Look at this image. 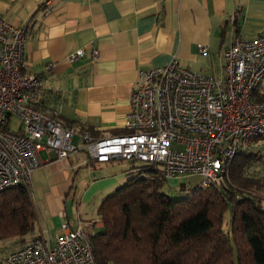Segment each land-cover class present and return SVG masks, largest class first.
<instances>
[{
  "label": "crops",
  "instance_id": "crops-1",
  "mask_svg": "<svg viewBox=\"0 0 264 264\" xmlns=\"http://www.w3.org/2000/svg\"><path fill=\"white\" fill-rule=\"evenodd\" d=\"M0 21L25 30L22 75L41 81V107L57 110L66 126L103 139L126 134L139 70L176 59L194 73L222 77L233 38L252 40L264 32V0H0ZM78 50L83 56L69 63ZM255 99L264 101V81ZM72 145L76 152L63 160L39 152L29 190L33 231L7 240L9 251L59 233L62 223L102 229L98 215L92 223L77 211L95 195L115 191L118 179L105 175L110 163L86 158L79 137Z\"/></svg>",
  "mask_w": 264,
  "mask_h": 264
},
{
  "label": "built area",
  "instance_id": "built-area-1",
  "mask_svg": "<svg viewBox=\"0 0 264 264\" xmlns=\"http://www.w3.org/2000/svg\"><path fill=\"white\" fill-rule=\"evenodd\" d=\"M25 40L23 27L0 21V192L16 185L30 190L31 175L41 165L39 152H54L63 160L76 152L75 136L88 160L139 162L166 181L199 177L187 193L225 192L235 157L253 153L264 138V101L255 99L264 81V32L252 40L233 38L220 78L189 71L176 59L139 70L124 118L126 134L103 139L66 126L57 110L41 107V81L34 74L22 75ZM81 56L78 50L67 60ZM12 118L19 121L14 131L9 129ZM93 236L86 227L62 223L59 233L39 235L9 251L4 263L98 264Z\"/></svg>",
  "mask_w": 264,
  "mask_h": 264
},
{
  "label": "trees",
  "instance_id": "trees-1",
  "mask_svg": "<svg viewBox=\"0 0 264 264\" xmlns=\"http://www.w3.org/2000/svg\"><path fill=\"white\" fill-rule=\"evenodd\" d=\"M259 159L235 157L227 191L194 190L177 201L161 193L166 180L157 172L137 168L140 175L99 205L102 229L91 238L97 263L264 264V182L245 176ZM34 222L26 187L0 192V242L30 234Z\"/></svg>",
  "mask_w": 264,
  "mask_h": 264
},
{
  "label": "rangeland",
  "instance_id": "rangeland-1",
  "mask_svg": "<svg viewBox=\"0 0 264 264\" xmlns=\"http://www.w3.org/2000/svg\"><path fill=\"white\" fill-rule=\"evenodd\" d=\"M18 123L19 121L17 118H12L9 129L11 131L16 130ZM253 153H255L260 159L252 163L246 169L245 176L250 178H257L264 182V138L258 141L256 145V150ZM144 165L145 164L139 162L131 163L116 160L110 163L109 167L107 168V174L105 175L109 177H116L118 179L119 184L116 187V189H118L122 187L130 178L136 175H140L141 173L136 169L143 167ZM142 175L146 177L150 176L149 173L144 172H142ZM200 180L201 179L196 176L170 179L166 181L161 187V193L169 199L177 201L185 198L188 194L186 191L193 190L197 186L198 182H200ZM181 188H183V190ZM109 194L110 192L105 193L103 196L95 195V197L91 198L90 201L83 202L77 212H80L83 219H87L94 223L98 219L97 210L99 208L101 200L103 198L105 199V197H107ZM229 217L230 215L229 213H227L225 215V222L228 221ZM100 231L101 230L95 229L94 234H98ZM10 245L11 243L9 241L0 242V264H5L4 257L10 249Z\"/></svg>",
  "mask_w": 264,
  "mask_h": 264
}]
</instances>
